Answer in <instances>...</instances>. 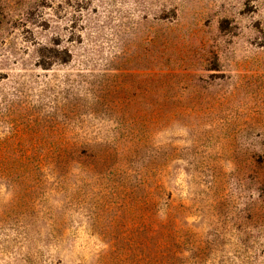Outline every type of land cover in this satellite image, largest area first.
<instances>
[{"label":"rangeland","instance_id":"rangeland-1","mask_svg":"<svg viewBox=\"0 0 264 264\" xmlns=\"http://www.w3.org/2000/svg\"><path fill=\"white\" fill-rule=\"evenodd\" d=\"M0 264H264V0H0Z\"/></svg>","mask_w":264,"mask_h":264},{"label":"trees","instance_id":"trees-1","mask_svg":"<svg viewBox=\"0 0 264 264\" xmlns=\"http://www.w3.org/2000/svg\"><path fill=\"white\" fill-rule=\"evenodd\" d=\"M42 66L44 67V64H42ZM72 151L77 150L80 154H84L86 151H89L88 156L92 157V150L90 148L89 145L86 146H76V147H71ZM92 155V156H91Z\"/></svg>","mask_w":264,"mask_h":264}]
</instances>
